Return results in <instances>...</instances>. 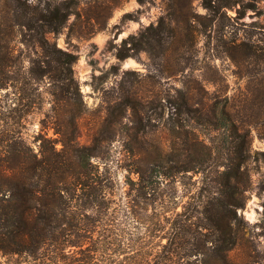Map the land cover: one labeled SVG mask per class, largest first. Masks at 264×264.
Masks as SVG:
<instances>
[{"label":"rangeland","instance_id":"rangeland-1","mask_svg":"<svg viewBox=\"0 0 264 264\" xmlns=\"http://www.w3.org/2000/svg\"><path fill=\"white\" fill-rule=\"evenodd\" d=\"M231 1L226 7L224 0H0V49L10 50L13 60L10 78L0 81V111L8 115L0 128L19 130L22 140L36 147L33 136L43 120L46 139L59 150L55 128L58 123L69 128L76 115L77 141L90 147L88 167L113 201L111 209L135 200L144 216L145 221L126 226L149 254L143 264L155 263L159 242L181 208L169 195L185 201L199 191L226 188L221 170L230 151L222 131L207 123L215 104L226 105L250 139L242 166L248 173L245 204L237 209L244 220H238L241 229L229 258L233 264H264V137L259 133L264 109L258 121L247 108L254 87L264 81V0ZM45 7L57 11L59 25L44 33L38 24ZM7 8L22 14L15 17ZM41 32L77 54L70 69L44 54ZM121 46L130 52L124 58L116 54ZM31 75L41 98L28 107L15 87L31 90ZM19 110L24 116L16 124ZM12 141L0 136L2 148ZM52 143L46 140V153ZM70 166L79 170L76 162ZM142 186L159 198H136ZM6 240L19 249L0 250V264H64L46 251V240L33 256L25 250L28 236L9 233ZM137 252L133 247L117 254L124 259L119 264H128L125 258ZM62 253L79 255L70 246Z\"/></svg>","mask_w":264,"mask_h":264},{"label":"trees","instance_id":"trees-1","mask_svg":"<svg viewBox=\"0 0 264 264\" xmlns=\"http://www.w3.org/2000/svg\"><path fill=\"white\" fill-rule=\"evenodd\" d=\"M233 4L231 0H224L222 5L230 7ZM7 12L15 17L22 14V10L18 13L11 8H7ZM40 18L38 25L44 28V33L58 29L57 11L49 8L46 11L45 7ZM59 19L62 20V16ZM38 41L45 55L67 69L77 59L76 53L57 46L42 32ZM10 54V50L0 49V81L10 78L8 72L12 66L10 61H13ZM116 54L124 58L130 52L126 46H121ZM35 77L31 75L29 80L34 86L31 90L24 92L23 86H14L20 95L24 93L27 98L24 105L28 107L41 98L39 87L34 84ZM254 89L256 93L248 99L247 108L259 121L264 109V81L258 82ZM23 116L19 110L13 116L17 118L14 122L19 124L18 118ZM3 117L8 115L0 111V121ZM73 117L69 128L59 123L55 128V132L61 135L62 147L59 150L54 140L46 139L43 120H40L41 128L33 136L36 147L27 145L19 130L4 131L0 128V136L5 134L13 140L4 148L0 146V154L10 153L8 159L0 158V231L3 237L0 250L8 253L19 249L11 247L6 240L7 234L15 233L20 238L28 236L30 245L25 250L32 256L38 245L46 240V251L50 250L52 256L64 264H119L124 259L118 258L117 254L133 247L139 252L125 260L128 264H143L149 254L143 250L140 237L132 235L126 226L130 220L137 223L145 221L144 216L134 208L135 200L127 201L119 209H111L113 201L106 196L104 187L96 185L91 167H88L86 157L92 153L90 147L81 146L77 141V116ZM207 123L222 131L230 151L221 170L220 183L226 188L213 194L199 191L197 195L190 194L185 201L180 199V195L168 196V200L176 206L181 205V208L174 211L166 240L159 242L154 264H233L229 250L236 244L241 229L238 220H244L237 209L245 204L243 186L248 182V173L242 166L248 158L249 131H239L237 120L226 105L215 104ZM259 133L264 137V124ZM46 140L53 142L50 153H46ZM56 155L61 159L54 160ZM71 162H76L79 170H69ZM181 165L176 168L177 172L182 169ZM161 173L167 176V172ZM144 187L137 190L136 198L155 202L159 197L151 193L150 187ZM261 188L264 191V178ZM166 195H162L164 201ZM67 246L74 247L79 255L74 257L62 253Z\"/></svg>","mask_w":264,"mask_h":264}]
</instances>
